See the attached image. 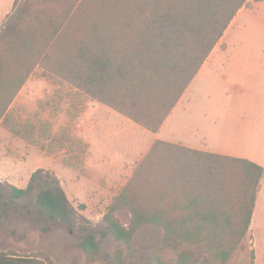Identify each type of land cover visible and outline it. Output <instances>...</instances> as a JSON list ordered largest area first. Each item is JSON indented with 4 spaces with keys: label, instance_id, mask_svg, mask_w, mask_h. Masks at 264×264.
Wrapping results in <instances>:
<instances>
[{
    "label": "trees",
    "instance_id": "1",
    "mask_svg": "<svg viewBox=\"0 0 264 264\" xmlns=\"http://www.w3.org/2000/svg\"><path fill=\"white\" fill-rule=\"evenodd\" d=\"M249 1L25 0L0 32V123L41 68L157 133ZM263 178L264 167L250 161L158 140L110 204L107 231L129 244L153 225L176 264H227L249 232ZM39 186L33 205L41 206L42 220L89 223L44 169L25 189L9 185L10 196L19 200ZM117 212L130 215L127 228ZM83 245L98 250L90 236ZM0 264L47 263L0 253ZM116 264H124L120 256Z\"/></svg>",
    "mask_w": 264,
    "mask_h": 264
},
{
    "label": "rangeland",
    "instance_id": "2",
    "mask_svg": "<svg viewBox=\"0 0 264 264\" xmlns=\"http://www.w3.org/2000/svg\"><path fill=\"white\" fill-rule=\"evenodd\" d=\"M217 52L215 60H222L230 67L212 77L202 76L191 91L195 96L191 102L221 111L223 118L231 116V112L256 109L258 120L263 121L264 0L249 1L220 41ZM246 84L249 90H245ZM87 101L69 85L37 68L15 99L8 119L0 124V253L40 257L47 264H116L119 256L124 264H176L174 253L163 248V231L159 227H142L129 244L117 241L107 231L104 216L115 198L112 194L102 196L105 208L98 211L96 208L87 211L85 204L69 198L89 220L76 224L75 228L70 223L36 218L34 212L31 217L30 211L21 214L10 206L16 203L24 211L34 204L40 186L33 195L12 200L9 185L25 189L38 169L51 173L53 169L80 170L85 166L87 145L79 131L84 126ZM125 181L128 180H118L109 190L116 193ZM89 182L96 186L90 183L84 190L87 193L108 185L103 179ZM260 185L255 224L227 264H264V180ZM81 204L86 206L87 213L79 210ZM114 216L127 228L130 220L127 212H117ZM88 229L98 235L93 238L96 243L99 240L95 253L85 250L83 245L91 234L78 235ZM194 251L197 262L201 261L204 248L197 247Z\"/></svg>",
    "mask_w": 264,
    "mask_h": 264
},
{
    "label": "crops",
    "instance_id": "3",
    "mask_svg": "<svg viewBox=\"0 0 264 264\" xmlns=\"http://www.w3.org/2000/svg\"><path fill=\"white\" fill-rule=\"evenodd\" d=\"M24 1L0 0V27L11 20ZM219 44L157 133L142 128L127 117L64 82L88 100L85 106L84 126L79 131V136L87 145L83 160L85 166L80 170L62 168L53 169L52 172L60 179L68 198L85 204L87 211L95 210L94 208L97 211L104 209L105 203L101 202L102 196L112 194L114 197L120 191L119 189L116 193H112L109 187H112L118 180H128L137 164L158 140L197 151L244 159L264 167V120H258L256 109L247 108L243 110V113L231 112V116L223 118L221 111L213 108L205 109L197 106L198 104L196 107L191 102L195 99L191 91L202 76L212 77L230 67V64L222 60H215ZM249 89L250 87L246 84L245 90ZM236 90L239 88L236 87ZM11 171H15L13 165ZM20 171L24 173V169ZM100 179L107 180L108 185L94 189L90 193L84 191L91 183L90 180ZM91 184L96 186L95 183ZM83 212L87 213L86 208ZM254 224L253 215L251 227Z\"/></svg>",
    "mask_w": 264,
    "mask_h": 264
},
{
    "label": "water",
    "instance_id": "4",
    "mask_svg": "<svg viewBox=\"0 0 264 264\" xmlns=\"http://www.w3.org/2000/svg\"><path fill=\"white\" fill-rule=\"evenodd\" d=\"M11 206L16 207V208L18 209V211H19L21 214H25V213H27L28 210L30 209V215H31V216H32L33 212H34L35 210H37V211H38V214H37L35 217L37 218V217L40 216V208H41L40 205H36V206H34V205H30V206H29L28 208H26L24 211H23L22 208H21L18 204H16V203H11ZM44 216H45L46 219H48V217H47V211H46V210H44ZM51 221H59L60 223H64V224H68V223H69V222L62 221V219H61L60 217H57L56 219H53V220H51ZM73 226H74V228H75L76 223H73ZM89 233L91 234V237H92V238H97V237H98V235H95V234L93 233L92 229H88L87 232H85V233H80V234H78V235H81V236H88ZM75 234H76V233H75ZM101 238H102V235H100V239H101ZM98 243H99V240H98Z\"/></svg>",
    "mask_w": 264,
    "mask_h": 264
},
{
    "label": "flooded vegetation",
    "instance_id": "5",
    "mask_svg": "<svg viewBox=\"0 0 264 264\" xmlns=\"http://www.w3.org/2000/svg\"><path fill=\"white\" fill-rule=\"evenodd\" d=\"M28 211H30V209H29ZM35 211H36V210H35ZM35 211H34V212H35ZM40 214H41V213H40Z\"/></svg>",
    "mask_w": 264,
    "mask_h": 264
}]
</instances>
